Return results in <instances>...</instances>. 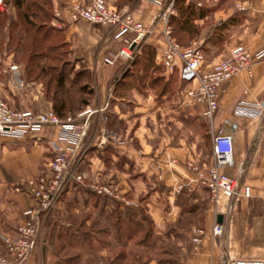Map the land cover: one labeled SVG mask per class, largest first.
Instances as JSON below:
<instances>
[{
    "label": "crops",
    "instance_id": "crops-1",
    "mask_svg": "<svg viewBox=\"0 0 264 264\" xmlns=\"http://www.w3.org/2000/svg\"><path fill=\"white\" fill-rule=\"evenodd\" d=\"M54 1L62 8L70 2L87 3L88 0ZM107 2L116 9L132 11L144 25L154 22L157 15L154 6L141 0ZM200 8L203 16L195 24L203 25L207 20L214 22V30L208 31L199 42L205 56L225 58L228 50L238 45H243L250 52L264 48V0H202ZM13 10L12 22H16L14 7ZM50 25L63 33L64 43L76 61L75 66L90 75L92 98L88 106L98 112L91 116V125L83 139L86 148L92 151V125L95 124L96 137L104 145V159L110 158L107 163L114 166L113 160L126 159L122 169L115 165L120 172L110 170L107 184L118 193V198L104 196L106 201L117 207V210L107 211V216L110 219L125 218L128 213L142 222L139 213L142 209L152 222L153 238H167L175 250L184 254L182 264H223L227 259L264 257V221H261L264 218L255 219L249 225L245 207L249 199L222 197L217 212L209 201L207 190L199 184L197 175L186 166L187 163L211 165L212 132L225 122H232L237 126L233 137L235 164L233 169L222 168L221 171L229 175L241 167L243 173L239 186L251 188L250 199L264 201V116L257 117L254 112V104L264 101V59L254 63L251 76L241 73L223 85L211 130L194 131V110L184 100L166 96L156 98L146 82L142 84L143 91L129 88L131 77L123 75L129 63L121 62L113 68L102 63V59L114 50V42L106 29L71 23L67 12L59 19L53 18ZM144 44L154 49L148 74L155 75V69L161 65L163 50L159 31L149 35ZM132 69L131 66V72ZM161 76L168 78L166 73ZM29 80L26 67L16 61L13 51L0 52V97L17 109L38 112L50 106L35 87L36 83ZM118 87L123 89L121 93H118ZM199 115L198 112L196 116ZM58 135V128L44 127L37 134L41 139L38 142L31 135L25 139L0 136L2 256H5L4 240L12 238L17 228L27 220L28 213L36 210L34 199L23 188L26 182L42 174L43 166L51 156L47 145ZM203 137L209 140V162H202L197 151V143ZM97 161L96 158L91 160L94 172L98 168ZM79 213L78 210L60 209L41 214L37 245L24 264H78L77 259L83 264L85 260L92 259V249L84 248L80 249L83 254L79 251L74 256H62L68 249L78 250L75 249V240L79 239L69 219ZM219 215L226 228L225 239L220 243L211 238V229ZM194 218L199 221L192 222ZM196 228L203 231L204 238L197 252L192 253L191 232ZM112 233L113 227L105 234ZM56 240L62 244L66 240L68 246L63 244L59 247ZM105 243L102 255L106 261L127 264L129 240L120 241L108 236Z\"/></svg>",
    "mask_w": 264,
    "mask_h": 264
},
{
    "label": "built area",
    "instance_id": "built-area-1",
    "mask_svg": "<svg viewBox=\"0 0 264 264\" xmlns=\"http://www.w3.org/2000/svg\"><path fill=\"white\" fill-rule=\"evenodd\" d=\"M141 1L157 9L154 22L150 25L139 22L129 10L110 7L107 0H88L87 3L75 1L68 6V19L71 23H84L107 30L111 40L118 46L115 52H109L102 59V63L111 68L121 62L130 63L140 54L146 38L158 30L163 40L162 67L169 75L177 71L179 81L185 85L184 103L198 110L211 125L218 112L223 85L241 73L251 76L254 63L264 59V48L250 52L243 45L235 46L225 58L207 68L204 53L196 42L188 48H182L173 37L169 19L173 15L174 0ZM3 2L0 0V5ZM55 18H60V14L56 12ZM96 112L87 109L79 115V118H85L82 124L74 123L71 119L63 123L51 111L37 114L18 110L0 97V136L25 139L31 135L39 140L36 135L42 128L59 129L58 138L49 144L55 156L48 163V171L26 182L23 188L34 199L37 209L28 213L27 220L17 228L12 238L4 240L5 256L0 255V264H24L38 242L40 215L53 211L71 186L83 182L85 176L78 172V166L73 161L87 133L88 121ZM254 112L257 117L264 116V101L254 104ZM236 130L234 123L225 122L212 132L211 165L186 164L187 169L197 175L199 184L209 192L217 212L222 197L251 198V188L239 186L243 173L241 167L229 175L221 171L222 168H234L233 137ZM90 188L98 195L111 197L107 187ZM224 233L225 225L215 222L211 229L212 240L221 238ZM203 238L201 229L192 230L191 245L195 251L202 245ZM223 264H264V257L227 259Z\"/></svg>",
    "mask_w": 264,
    "mask_h": 264
},
{
    "label": "rangeland",
    "instance_id": "rangeland-1",
    "mask_svg": "<svg viewBox=\"0 0 264 264\" xmlns=\"http://www.w3.org/2000/svg\"><path fill=\"white\" fill-rule=\"evenodd\" d=\"M29 1H35L34 5L37 6V5H41L40 3L44 2L45 0H29ZM200 1H202V0H193V1L183 0L184 5L182 3L181 4L183 5L182 7L195 8L197 10L196 12H198V14H196V16H198L199 14L202 13L200 11V9H201L200 6L197 5V4H200ZM47 2H48V4H50V9L47 12L49 21L46 24L49 27H52L50 25V23H51L52 19L55 18L56 12L60 14V18L63 17L65 12L68 13V6H70L71 3H73V2H70L69 4H66L65 6H63L61 8L60 5H56V3H55L56 1H54V0H47ZM109 4L110 3H108V5ZM175 4H176V0H174V3H173V15L170 16L169 23L172 22L171 18L179 19V21H185L184 19L187 18V16H188L187 13H189V11H188L182 17V15L178 13L179 11L175 7ZM109 6L112 7L111 5H109ZM179 7H181V6L179 5ZM32 10L34 12L36 10V8H34ZM117 10H120V9H117ZM0 13H3V15L2 14L0 15V24H1L0 26H2L0 28V31L2 30L1 31L2 35L0 36V52H4L7 50H11L14 52V46L10 45V44L8 45V35L10 32L9 25H10V23H12V20L15 16L13 6L9 0H4L2 5H0ZM191 19L187 23L188 27H189L188 31H190L189 34L178 33V31L174 29L175 25L170 23L172 33H173V35H174V32L177 34V36H176L177 38L175 37V35H174V37H175V40L177 41V43L180 45V47L188 48L196 42L197 45H199L202 49L203 45H201L199 42L201 41V39L204 38V36L207 34L208 31L211 30V32H212L214 30V28L212 26L214 24V22L211 20H207L205 22V24L200 25V24H195V21L197 20V18L194 21H192ZM38 20L40 21V18ZM3 23H4V25H3ZM52 28L55 29L56 31H58L57 28H54V27H52ZM215 31H216V29H215ZM63 41H65L64 35H63ZM214 41H215V37H213L212 43H214ZM60 43H61V40L58 39V43H56V44L60 45ZM112 46H114L113 47L114 50L113 49L112 50H113V52H115L118 49V46L115 43H113ZM144 46L146 47L145 44L143 45V47ZM143 47L140 50V54L138 56H136L137 58H140V57L146 58V54H144V52H143V51H145V47L144 48ZM221 51H222V49H221ZM57 53L59 55H61V58H59V61L58 62L56 61V63L48 62L47 65L50 64V65L66 66L70 79L75 76L74 72L78 73V71L79 72L81 71V67L79 69L78 65L75 66L76 61L72 57V55L70 53V49H69L67 44L65 46H61V47L58 46ZM222 59L223 58L216 59L213 56H211V57L205 56V54H204V60H205L204 64L207 67L208 66L210 67V65L212 66L213 64L219 62ZM44 63L45 62L42 61L43 65H44ZM155 72H156L155 75L151 73V74H148L147 77L144 78L143 77V75H144L143 71L141 69L140 70L137 69V71L134 75V78L130 79L132 84L129 86V88L131 87V88H135L138 91H143L144 89L142 87V84H143V82H146V83H149L148 84L149 88L151 91H153L152 94L156 98L157 97L161 98L163 96H166V97L174 98L177 100H184L185 85L179 81L177 71H175L173 74L169 75L165 72L162 65H160L159 69L157 68L155 70ZM162 73L163 74L166 73L168 75V78L161 76ZM125 74L126 73H124L123 75H125ZM36 76L37 75H33L32 77H36ZM154 79H157V80H155L156 82H154L153 83L154 86H152V82ZM121 80L122 79H120V81ZM29 81L36 83L35 87L38 88L39 93H41L43 98H45L44 100H47L50 103V106H48L45 109L42 108V110H40L38 112H34V111H31V112L39 114V113L51 111L55 114V112L53 110V104L51 101V94L53 93L54 86H55L54 83L51 84V88H50V93H49L50 100L46 95L47 94V92H46L47 85H49L48 83L51 81V74L47 73L45 76H42L40 80H35V78H34V79L29 80ZM88 81H89V78L85 75L82 78V81L79 84L75 85L74 87H72L70 85V82H68V81L65 83L64 89H65V91H67L66 100L68 103H70V105L71 104L72 105H71V107H69L70 112H68L64 118H58L61 122L64 123L68 119H71L72 121H74V123L82 124L83 123L82 121L85 118H83V117L79 118V115H81L87 109L97 110V109L90 108L88 105L82 106V103L83 102L86 103V101H88L87 104H89V101L92 98V95L90 96L87 92L90 89L89 85H90L91 80L89 81V83H88ZM78 85H80V87H84V91H82V92L79 91ZM118 86H119V84H118ZM141 87H142V89H141ZM117 91H118V93H121L123 91V89L121 87H118ZM18 110H20V109H18ZM193 110H194V116L192 119L193 120L192 121V129L194 131L195 130H202V131L209 130L210 131L211 130L210 123L205 121L200 115L196 116V114H198V112L196 111V109H193ZM27 111H30V110H27ZM90 119H91V117H90ZM181 119H183V118H180V120ZM90 122H91V120L88 121V129L91 125ZM93 122L94 121H92V123ZM94 126H95V124L92 125V143H93L92 144V151H91V148H86L85 141L84 142L82 141V144H81L80 149L77 153L75 161H73V164L78 166V172L83 174L85 176V178H84L83 182L81 183V185L71 186L70 189H68L64 193V195H62V197L59 199V202L54 206L53 210L62 209V210H66V211H73V210L80 211V213L75 215V217H70V219H69L71 224L75 228V231L77 234L76 238L79 239L78 241L75 240V242L77 243L75 249H78V250H69L68 249L65 251V255L62 254V256H65V257H67L69 255L74 256V255H76L75 253H78L81 248L88 249V250L92 249V259L85 260L83 264H105V262H107V264H108V263H110V261H106L104 259V256L102 255L104 253L105 246H106L105 240H106V238H108V236H110L113 239L114 238L116 239V233H115L114 228H113L112 235L105 234L106 231H109L113 227L114 220H115V218L110 219L107 216L108 215L107 211H110V210L113 211L115 209L117 210V207L116 206L114 207L112 202L106 201V199L104 198L105 195L96 194L93 191V189H91L90 187H92V188L93 187H96V188L107 187L110 190L111 197H113L115 199L118 198V193L115 192L114 189L111 188L107 184V182L110 180V175H111L110 170L119 171L118 167L121 168L123 166V164L126 163V159L122 160L120 158H117V159L113 160V162L115 163L114 166L107 163L110 160V158H108L106 160L104 159L105 153L102 152L104 145L101 144L99 137H96L97 132L95 131ZM88 129H87V131H88ZM35 141L38 142V141H41V139L38 140L37 138H35ZM52 141H54V140L49 141V143L47 145L48 150L51 152V156L49 157V160L47 161L46 166H43L44 170L42 169V171H41L42 174L37 176L34 179L39 178L40 176H42L43 174H45L48 171V163L51 162V160L55 156V154L53 153V151L51 150V147L49 145ZM96 143H97V145L95 147L94 144H96ZM99 151H101V152H99ZM197 151H198L199 158L201 159L202 162H207V161L209 162V160L211 159V156H210V150H209V140L207 138L203 137L202 139L199 140V142L197 143ZM88 155H90L91 157L89 158ZM108 156L109 155H107L106 157H108ZM94 158H96L98 160L97 161L98 162V168L95 172H94V170H92V162H91V160L94 161ZM115 165L118 167H115ZM114 176H116V174H114ZM208 194H209V192H208ZM235 199H237V197H234V200ZM209 201L213 205V203L211 202L210 194H209ZM95 204H97L98 206L96 207ZM245 205H246L245 207L247 208L250 226L255 219L257 220V219L264 218V201L256 199V198L255 199H249L248 201H246ZM36 209H37V205H36ZM139 213L141 214L140 215L141 219H142V217L146 219V217H147L146 213L142 209L139 210ZM197 220H198L197 218H194L191 221L196 222ZM40 221H41V217H40ZM261 221H264V220H261ZM40 227L41 226L39 225V228ZM198 227H199V225H198ZM143 228L144 229L147 228L146 221L144 222ZM142 235H143V233H142ZM225 235H226V228H225L224 235L221 238L215 239V241L217 240L218 243L222 242L225 239ZM140 236H141V234H140ZM257 236L259 237L260 234H258ZM137 241H139V236L137 238L135 237L133 239H129V243H131V246H130L129 250L127 251V256H128L127 259H129L127 264H149V262H153V264H182L184 254H182V252L175 250L173 245L171 244V242H169V240L167 238L166 239L163 237L153 238V236H152V238L150 240L151 246H146V245H143L140 243L137 244L138 243ZM57 243H59V247H62L61 245H63V244L68 246V243L66 240L63 244L60 241L56 240V245H57ZM136 245H139L141 247L137 248ZM142 247H144V248H142ZM88 250H86V252H88ZM191 250H192L191 251L192 253L197 252L193 249V247ZM80 252L83 254V251H80ZM76 261H77V263L79 262L78 264H82V261L80 259H77Z\"/></svg>",
    "mask_w": 264,
    "mask_h": 264
},
{
    "label": "trees",
    "instance_id": "trees-1",
    "mask_svg": "<svg viewBox=\"0 0 264 264\" xmlns=\"http://www.w3.org/2000/svg\"><path fill=\"white\" fill-rule=\"evenodd\" d=\"M12 6L16 11V22H12L9 25V35H8V45L14 46V53L16 56V61L18 63H22L27 69V77L28 79L40 80L42 76H45L47 73L51 74V81L48 83L46 88L47 97L49 98L51 84L54 83V91L51 94V101L53 104V110L58 118H64L65 115L70 112L69 107H71L70 103L67 102V91H65V83L68 81L70 85L74 87L82 81V78L86 75L90 79V75L86 71H78L74 72L75 76L73 78H69L68 71L66 66L63 65H50L47 63H56L61 58V55L57 53L58 46H65L66 43L63 41V33L60 31H56L52 27L47 26L48 18V10L50 9V4H48L47 0L40 3L41 5L35 6V1L29 0H9ZM46 3V4H45ZM180 3V4H179ZM183 0H176L175 7L179 11L178 13L184 16L188 11L189 13L185 21H179V19L171 18L173 25H175L174 29L178 31V33L189 34L188 31V22L190 19L194 21L196 18H202L203 14H198L195 8L182 7ZM45 5V6H44ZM179 5L181 7H179ZM35 6V7H34ZM36 8L33 12L32 9ZM201 11V10H200ZM199 11V12H200ZM3 13H0V15ZM40 18V21L38 20ZM5 19V18H4ZM1 25V24H0ZM4 25V23H3ZM2 26H0L1 28ZM2 31V30H1ZM0 31V36L2 35ZM173 34V33H172ZM175 37L177 34L174 32ZM173 35V37H174ZM174 37V38H175ZM177 38V37H176ZM58 39L61 40L60 45H57ZM145 47V46H144ZM143 47V48H144ZM146 58H137L135 57L130 63L129 68L125 72L124 77L134 78V75L137 69H141L143 71V77H147L149 73V68L152 66V59L154 57V49L151 46L146 45L145 51ZM141 56V55H140ZM44 61V65L42 64ZM131 66L133 67L131 72ZM73 70V69H72ZM136 70V71H135ZM156 70V69H155ZM155 72V71H154ZM33 75H37L36 77H32ZM84 75V76H83ZM154 79L152 82V86H154ZM88 81V83H89ZM121 83V81H120ZM132 84V82L130 81ZM122 85H125L122 83ZM79 91H84V87H80L78 85ZM90 86V85H89ZM88 94L92 95V89L87 91ZM50 100V98H49ZM88 101L83 102L82 106H86ZM147 223V228L144 229V222ZM114 231L116 233V239H133L139 236V241L137 244H143L146 246H151L150 240L153 236L152 234V222L146 217H142V222L135 220L132 218V215L127 213L126 217H116L113 224ZM143 233V235H142ZM141 234V236H140ZM138 235V236H137ZM153 245V244H152Z\"/></svg>",
    "mask_w": 264,
    "mask_h": 264
},
{
    "label": "water",
    "instance_id": "water-1",
    "mask_svg": "<svg viewBox=\"0 0 264 264\" xmlns=\"http://www.w3.org/2000/svg\"><path fill=\"white\" fill-rule=\"evenodd\" d=\"M222 221H223L222 216H221V215L217 216V218H216V222L219 223V224H221Z\"/></svg>",
    "mask_w": 264,
    "mask_h": 264
}]
</instances>
